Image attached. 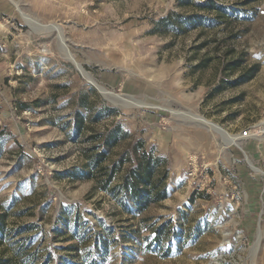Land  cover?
<instances>
[{
  "label": "rangeland",
  "instance_id": "rangeland-1",
  "mask_svg": "<svg viewBox=\"0 0 264 264\" xmlns=\"http://www.w3.org/2000/svg\"><path fill=\"white\" fill-rule=\"evenodd\" d=\"M179 1L0 0V205L35 264H264V0H192L229 20L154 29L198 13ZM116 126L112 161L143 141L169 165V197L142 214L70 176Z\"/></svg>",
  "mask_w": 264,
  "mask_h": 264
},
{
  "label": "trees",
  "instance_id": "trees-1",
  "mask_svg": "<svg viewBox=\"0 0 264 264\" xmlns=\"http://www.w3.org/2000/svg\"><path fill=\"white\" fill-rule=\"evenodd\" d=\"M192 0H181L180 6L193 5L197 10L191 15H183L176 12H170L166 17L159 19L154 25V29L165 32H174L178 35H184L190 30L201 27L216 26L229 20L228 11L222 7L215 5L212 1L204 4L192 3ZM199 12H205L212 15L208 18ZM211 23V25H210ZM203 66V64H201ZM241 65L238 62H231L226 69L235 71ZM258 67L254 66L248 71H243L240 80L235 84H240L248 80L256 74ZM24 109V105H21ZM84 123L83 119H78L77 128L81 129ZM129 133L121 129L120 126L114 127L107 134L101 135L96 139L101 142L103 150L88 148L82 153V163L79 167H75L70 176H76L80 181H93L96 187L112 196L123 207L125 212H131V206L137 214H142L169 197V165L162 156H156L153 150H147L143 141L136 143L130 150L125 149L116 161H112L111 152L119 146L120 142L129 139ZM119 179L118 183L115 181ZM124 199V200H123ZM64 216H60L62 219ZM8 218L7 211H2L0 205V264H35L39 257L38 252L32 251V245L29 244L27 238H23L27 230L20 228L17 231H8L6 221ZM79 221L74 223L77 231L84 229L85 226ZM61 233V236H65ZM104 236V235H102ZM126 237V235H123ZM13 237V238H11ZM21 237V238H20ZM12 241V242H11ZM93 241V240H92ZM88 243L87 237L83 234L79 238V243L71 246L72 249L85 247ZM107 242L104 238L97 237L94 245L96 253L100 254L101 247H106ZM87 250V249H86ZM90 250L86 251V254ZM101 256V255H100ZM94 257V256H93ZM93 264H99V259L94 258Z\"/></svg>",
  "mask_w": 264,
  "mask_h": 264
},
{
  "label": "bare ground",
  "instance_id": "bare-ground-1",
  "mask_svg": "<svg viewBox=\"0 0 264 264\" xmlns=\"http://www.w3.org/2000/svg\"><path fill=\"white\" fill-rule=\"evenodd\" d=\"M70 59H71L72 61H74V60L72 59V57H70ZM77 66H79L80 70H81L82 72H84V69H83L80 65L77 64ZM85 76L87 77V79H88L89 81H91L92 83L95 84V82H94L93 79L89 76V74H86V73H85ZM98 88H99L100 92L102 93V95H103L105 98H107V99L110 100V101H113V100H114V96H113V94L110 93L107 89H105L104 87H100V86H98ZM114 102H115V101H114ZM195 120L198 121V122L206 123V121H205L203 118L198 117V116L195 117ZM208 127H209L211 130H213V131L217 132L218 134H220L221 136H223V138L227 137V134H226L225 132H223L219 127H217V126H215V125H212V124H210V123L208 124ZM236 141H237V139H236Z\"/></svg>",
  "mask_w": 264,
  "mask_h": 264
},
{
  "label": "built area",
  "instance_id": "built-area-1",
  "mask_svg": "<svg viewBox=\"0 0 264 264\" xmlns=\"http://www.w3.org/2000/svg\"><path fill=\"white\" fill-rule=\"evenodd\" d=\"M250 131L243 132V138L249 137Z\"/></svg>",
  "mask_w": 264,
  "mask_h": 264
},
{
  "label": "water",
  "instance_id": "water-1",
  "mask_svg": "<svg viewBox=\"0 0 264 264\" xmlns=\"http://www.w3.org/2000/svg\"><path fill=\"white\" fill-rule=\"evenodd\" d=\"M97 87V86H96Z\"/></svg>",
  "mask_w": 264,
  "mask_h": 264
}]
</instances>
